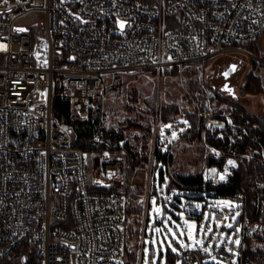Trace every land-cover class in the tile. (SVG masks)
I'll list each match as a JSON object with an SVG mask.
<instances>
[{
    "label": "built area",
    "instance_id": "built-area-1",
    "mask_svg": "<svg viewBox=\"0 0 264 264\" xmlns=\"http://www.w3.org/2000/svg\"><path fill=\"white\" fill-rule=\"evenodd\" d=\"M32 13L37 21L24 22ZM118 20L126 21L123 31ZM263 36L264 0H0V257L125 264V199L103 189L137 185L128 175L129 149L99 135L93 150L104 157L90 184L89 151L59 118L57 99L69 102L73 121H87L107 94L122 92L126 73L178 68L184 75L224 54L251 56L264 67V53L245 45ZM215 152L206 186L228 184L240 167L235 153L222 159L221 148ZM262 154L264 161V147ZM235 197L243 208L237 264H264L260 221L245 189ZM217 254L232 259L224 249ZM178 258L218 264L199 248Z\"/></svg>",
    "mask_w": 264,
    "mask_h": 264
},
{
    "label": "rangeland",
    "instance_id": "rangeland-1",
    "mask_svg": "<svg viewBox=\"0 0 264 264\" xmlns=\"http://www.w3.org/2000/svg\"><path fill=\"white\" fill-rule=\"evenodd\" d=\"M37 19L36 14L32 13L24 22H35ZM258 46L263 54L264 36L258 41ZM233 63L236 64V69L229 79L235 86V93L222 88L227 79L224 72ZM174 70H178V73L173 74ZM250 71L260 76L264 83V67L251 56L229 54L216 57L206 67H190L184 75L178 68L161 72L142 70L126 73L122 92L118 95L107 94L94 109L100 116V126L107 131H98L95 145L97 146V137L102 133L112 136L110 130H113L115 135L122 136V141L130 151L127 157L128 168L133 169V179L138 181L137 185L112 186L121 191L125 199V264L130 261L131 264H146V261L147 264H153V261L155 264H183L178 255H182L188 248H209L208 252L203 250L206 254L205 260L209 262H239L243 241L240 222L243 215L242 200L238 197L217 196L214 191L208 189L191 190L173 186L168 190V185L170 176L203 174L209 165L216 162V148H221L219 157L222 159L229 153L208 140V131L215 132L218 128L217 137L225 141L228 135L231 141H235L240 135L239 129H245L234 117L238 106L244 107L252 115H262L263 94L242 91ZM152 98L155 105L149 102ZM171 103L177 104L180 110L172 116V120L165 122L159 109ZM193 113L198 115L199 120L195 128L187 118L188 114ZM229 118L235 124L228 123ZM212 121L213 127H208ZM173 133L176 135L173 136ZM159 146H162L170 157L166 178L162 182L160 171L163 163L159 165L156 155ZM263 147L264 144L260 149L240 155L234 153L239 157L240 165L241 157H252L255 153L259 154L264 165ZM103 155L101 151H89L87 172L90 184L98 172ZM106 156L112 160L117 153ZM211 157L214 158L212 162ZM258 186L262 189L259 197L264 196V177L258 181ZM246 192L249 198V192ZM141 197L144 198L143 201L140 200ZM222 201H230L231 206L218 203ZM158 208L161 210L159 213L155 211ZM228 216H231V219L227 223ZM259 221L257 236L264 244V216ZM185 222L196 225L192 240L189 239ZM229 224L232 226L228 227ZM177 225L179 227H176ZM201 226L203 231L200 230ZM209 226L211 232H208ZM157 228L163 231L156 232ZM169 228L171 232L168 231ZM181 232L184 234L181 235ZM172 233L176 234L175 237ZM199 240H203L202 245L196 243ZM236 240L240 243L236 244ZM173 248L176 249L175 252L172 251ZM220 249L228 251L232 259L218 255L217 251ZM131 253H135V259L130 258ZM174 256L176 260L173 261Z\"/></svg>",
    "mask_w": 264,
    "mask_h": 264
},
{
    "label": "trees",
    "instance_id": "trees-1",
    "mask_svg": "<svg viewBox=\"0 0 264 264\" xmlns=\"http://www.w3.org/2000/svg\"><path fill=\"white\" fill-rule=\"evenodd\" d=\"M258 41L259 39L253 42H247L245 43V45L256 53L260 54L261 51L258 46ZM213 61L214 60L208 61L205 64V67ZM172 73H178V70H174L172 71ZM242 91L249 94H263L264 97V83L261 77L258 76L254 71H250L246 76V82L242 86ZM149 102L154 104V98L149 99ZM69 107V102L61 98L57 99L56 112L59 118L69 125L70 129L74 133L76 144L83 147L84 149H87L88 151H92L97 147L95 145L96 134L101 129L104 130L103 127L100 126V116L95 113V110H93L90 120L73 121L70 117ZM179 110L180 108L177 104L171 103L161 107L159 109V112L162 119L167 122L172 120V116L178 113ZM234 117L237 122L241 123L245 127V129H239L240 135L237 136L235 141H231L228 135L225 141L222 138L217 137L216 134L219 131L218 128L215 132L211 130L208 131V140L216 146L223 147L229 153L236 152L239 155L252 150L260 149L262 144H264V112L260 116L252 115L244 107L238 106L237 112L235 113ZM187 118L190 120V124L193 126V128L198 126L199 120L197 114H188ZM104 131L107 132L106 130ZM109 132L110 134H113L118 140H122V136H117V134L115 135V132L113 130L112 132L111 130ZM156 155L159 160V165L163 163V167L160 171L162 182L166 178L165 176L168 169L167 163L170 161V157L169 153L165 151L162 146H159L157 148ZM223 159H225V157H223ZM210 160L212 162L214 158L211 157ZM128 175L131 178H133L134 176V171L133 169H131V167L128 168ZM263 177L264 165L261 162V157L259 156V154L255 153L252 157H241V165L236 171L235 175L232 177L231 182H229L228 184L206 186L202 173L192 175L177 174L173 177L170 176L171 180L168 185V190H170L173 186L191 190L208 189L214 191V194L217 196L235 197L238 190L243 188L249 192L248 202L250 214L252 216L256 215L258 219L261 220V218H263L264 216V196H261L260 202L259 195L261 194L262 189L258 186V181ZM103 190L119 191L117 188H104ZM155 191L156 190H154L153 188V192ZM130 258L135 259V253H131ZM172 260H176V257L174 256ZM0 264H17V261L0 257ZM126 264H131V261Z\"/></svg>",
    "mask_w": 264,
    "mask_h": 264
},
{
    "label": "snow or ice",
    "instance_id": "snow-or-ice-1",
    "mask_svg": "<svg viewBox=\"0 0 264 264\" xmlns=\"http://www.w3.org/2000/svg\"><path fill=\"white\" fill-rule=\"evenodd\" d=\"M117 24H118V26H119V29L121 30V31H123V29L125 28V26H126V21H124V20H118L117 21ZM20 31H23V29H20ZM169 59H171V58H169ZM235 68V66H233V69ZM225 75H227V73L225 74ZM168 127H170V125L168 126ZM163 134V133H162ZM176 134L175 133H173V136H175ZM229 164H234V162L233 161H229L228 162ZM212 172H215L216 170L215 169H212L211 170ZM221 179H224V177L223 176H221ZM153 203H155V201H153ZM218 203H222V204H225V205H229V206H231V202L230 201H222V202H218ZM197 207H199V205H197ZM237 207H238V205H237ZM155 211H157L158 213L161 211L160 209H155ZM237 215H238V213H237ZM206 219H208V217H206ZM213 219H215V217H213ZM169 220H170V218H169ZM185 224H186V227H187V229H188V231H189V239L190 240H192V239H194V236L192 235V232H193V230L196 228V225L195 224H188L187 222H185ZM232 225L231 224H229L228 225V227H231ZM176 227H179V225H177ZM201 231H203L204 229H203V226H201V229H200ZM163 230L162 229H160V228H157L156 229V232H162ZM168 231L169 232H171V229L169 228L168 229ZM212 231V229H211V227L209 226L208 227V232H211ZM184 233L183 232H181V235H183ZM172 235H173V237H175V233H172ZM205 236H207V232L205 233ZM236 244H239L240 243V241L239 240H236V241H234ZM196 243L197 244H203V240H199V241H196ZM183 246H185V247H188V245H183ZM205 252H208L209 251V248H204L203 249ZM172 251H176V249L175 248H173L172 249ZM213 259H215V257H213ZM146 264H147V261H146ZM153 264H155V261H153Z\"/></svg>",
    "mask_w": 264,
    "mask_h": 264
},
{
    "label": "flooded vegetation",
    "instance_id": "flooded-vegetation-1",
    "mask_svg": "<svg viewBox=\"0 0 264 264\" xmlns=\"http://www.w3.org/2000/svg\"><path fill=\"white\" fill-rule=\"evenodd\" d=\"M222 88L224 90H231L232 93H235V86L231 84V80L229 78L225 80V84H223Z\"/></svg>",
    "mask_w": 264,
    "mask_h": 264
},
{
    "label": "water",
    "instance_id": "water-1",
    "mask_svg": "<svg viewBox=\"0 0 264 264\" xmlns=\"http://www.w3.org/2000/svg\"><path fill=\"white\" fill-rule=\"evenodd\" d=\"M233 66H235V68L233 69ZM236 69V64L233 63L225 72H224V75L227 73V75H225V77L229 78L230 75L235 71ZM159 209V208H158ZM231 219V216H228L227 217V223L230 221Z\"/></svg>",
    "mask_w": 264,
    "mask_h": 264
},
{
    "label": "crops",
    "instance_id": "crops-1",
    "mask_svg": "<svg viewBox=\"0 0 264 264\" xmlns=\"http://www.w3.org/2000/svg\"><path fill=\"white\" fill-rule=\"evenodd\" d=\"M145 242V241H144Z\"/></svg>",
    "mask_w": 264,
    "mask_h": 264
}]
</instances>
